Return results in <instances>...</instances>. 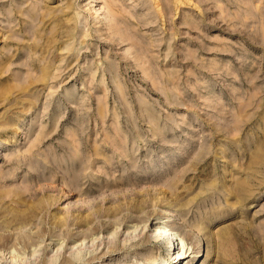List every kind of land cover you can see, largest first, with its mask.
I'll return each mask as SVG.
<instances>
[{"label": "rangeland", "instance_id": "rangeland-1", "mask_svg": "<svg viewBox=\"0 0 264 264\" xmlns=\"http://www.w3.org/2000/svg\"><path fill=\"white\" fill-rule=\"evenodd\" d=\"M0 264H264V0H0Z\"/></svg>", "mask_w": 264, "mask_h": 264}, {"label": "bare ground", "instance_id": "bare-ground-1", "mask_svg": "<svg viewBox=\"0 0 264 264\" xmlns=\"http://www.w3.org/2000/svg\"><path fill=\"white\" fill-rule=\"evenodd\" d=\"M153 235L157 239H159V237H163V238H165L167 240H170V241H172L173 244L174 243H179V245L177 244L178 245L177 246V248H178L177 251H175V254H173L174 258L175 259L177 258L176 261H178V260L180 261L181 258H186L188 256L187 248L185 249V243L183 242V239L182 238H180V239L175 238L174 234H173V231H172L170 226L166 225L165 223H164V225H157L155 227V229H154Z\"/></svg>", "mask_w": 264, "mask_h": 264}]
</instances>
